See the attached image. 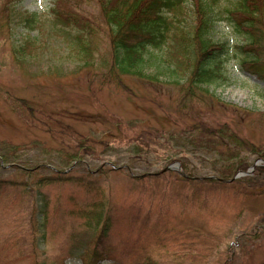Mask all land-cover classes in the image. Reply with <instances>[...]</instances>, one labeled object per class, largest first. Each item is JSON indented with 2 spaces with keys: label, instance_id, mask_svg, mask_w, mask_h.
Masks as SVG:
<instances>
[{
  "label": "rangeland",
  "instance_id": "rangeland-1",
  "mask_svg": "<svg viewBox=\"0 0 264 264\" xmlns=\"http://www.w3.org/2000/svg\"><path fill=\"white\" fill-rule=\"evenodd\" d=\"M204 1L210 4L205 5L207 12L208 6L214 12L209 39L237 44L241 38L229 14L236 1ZM51 3L13 0L7 9L0 5V143L26 148L19 163L0 164V264H44V258L46 264H83L80 257L86 252L100 253L98 264L264 262V176L205 184L207 177L218 178V160L227 159L218 151L225 149L198 151L182 146L187 126L197 118L183 119L178 113L179 87L162 74L167 73L163 70L167 49L153 51L155 56L145 69L148 77H125L126 88L108 84V77L98 69L108 61L103 58L102 38L90 41L97 53L95 68L85 66L62 39L25 25L21 15L28 13L47 30ZM85 3L90 18L98 11L89 1L83 7ZM191 5L186 4L182 22L186 30L197 19L189 11ZM26 38L35 39L37 56L13 52ZM224 76V83L210 87L209 95L201 97L203 103H192L196 113L205 115L204 120L208 117L211 125L233 124L243 139L264 146V82L241 70L235 60L225 64ZM113 117L134 126L173 131L172 148L160 155L183 159L191 180L180 179V162L167 165L153 154L137 157L133 144L116 140L127 130H117ZM89 135L100 141L112 139L114 145L99 160L85 158L79 166L63 167L55 152L67 151L75 137ZM241 158L250 165L260 159L247 152ZM174 164L179 172L164 171ZM35 165L39 168L32 170V178L17 172ZM43 178L63 182L37 187L35 182ZM98 211L102 214L96 226ZM105 218L108 229L101 237Z\"/></svg>",
  "mask_w": 264,
  "mask_h": 264
},
{
  "label": "trees",
  "instance_id": "trees-1",
  "mask_svg": "<svg viewBox=\"0 0 264 264\" xmlns=\"http://www.w3.org/2000/svg\"><path fill=\"white\" fill-rule=\"evenodd\" d=\"M11 1L13 0H0V5L7 9ZM84 1L94 5L98 11L94 14L95 16L90 15L89 18L87 11L84 10L86 3L84 7L82 5ZM235 1L236 6L229 14L241 40L233 46H229L226 42L213 43L209 39V32L214 23V12L210 11V6L207 12L205 5L209 3L206 1L203 3L202 0H52L49 9L51 20L48 22L47 30L44 29L43 23L36 21L34 15L24 13L21 17L27 27H34L40 34H53L64 43L66 42L85 66L95 67L94 53H97L90 48V41L97 36L102 38L106 44L103 58L107 57L108 61L98 69L103 72L102 75L105 78L108 77V84L114 82L116 86L118 83L124 86L122 79L125 77L144 79L147 76L146 66L155 56L153 51L166 48L163 60L166 68L163 70H167V73L164 71L162 74H167L179 87L175 101L179 108L178 113H181L183 119H190L191 116L197 118L192 125L187 126L186 139H183L182 146L191 145L198 151H213L220 146L225 149L224 152L218 151L221 157H227V159L218 160L221 163L220 168L215 170L219 175L218 178L203 179L205 184L215 185L218 184L217 182L238 183L249 177L264 176V165H261L254 169L252 176L235 179L239 173L248 172L252 166L247 159L241 158L243 153L247 152L264 160V146L256 147L243 139L239 132L233 130V124L232 126L227 123L209 124V118L204 120L205 115L196 113L192 104L203 103L201 97L209 95L210 87L226 81L224 66L232 60L240 65L241 70L264 82V0ZM188 2L192 3L189 11L193 10L197 19L194 27L191 26L189 30H186L182 27V22ZM8 10L11 8L9 7ZM236 14H241V18H236ZM33 40L35 39H24L19 47L13 49L15 55L28 56V58L37 56L39 51L38 48L33 47ZM101 55L96 56L100 58ZM173 120L176 123V119L173 118ZM111 121L122 133L127 130V134L124 133L125 137H118L119 139L116 140L121 144H133V151L137 157L142 158L153 154L155 159L167 165L180 162L183 173L180 179L191 180L192 174L187 164L182 162L183 159H177L166 153L160 155L171 147L173 131L163 132L140 123L134 126L131 122L122 123L120 119L114 117ZM262 122L264 123V114H262ZM112 138L115 140L114 136ZM96 139L91 135L87 138L75 137L74 141L68 143L69 150L60 149L55 154L57 153V158L62 160L63 167L72 163L79 166L85 158L99 160L102 154L112 149L114 141ZM25 151L26 148L22 146L0 143V164L19 163V157ZM38 168L39 166L35 165L32 169L17 171L19 169L17 168L16 171L26 175L27 178H32V170ZM103 169V167L99 168L98 172H103ZM168 173L172 174V172ZM51 182L63 181L58 178H43L35 184L40 187L49 185ZM42 208L46 216V202ZM101 214L102 211L94 214L96 226L101 220ZM83 215H86V212H83ZM108 220L105 218L104 230L100 232L101 237L108 229ZM43 228L41 239L44 241L45 225ZM80 258L83 264H98L102 257L98 252H86ZM42 260L44 264L48 261L46 258ZM57 263L52 262V264Z\"/></svg>",
  "mask_w": 264,
  "mask_h": 264
},
{
  "label": "water",
  "instance_id": "water-1",
  "mask_svg": "<svg viewBox=\"0 0 264 264\" xmlns=\"http://www.w3.org/2000/svg\"><path fill=\"white\" fill-rule=\"evenodd\" d=\"M261 164L264 165V161H263L262 159H258V160L252 165V167L249 169L248 172H246V173H241V174H239V175H238L237 177H235V178H238V177H240L241 175H247V174L253 172L254 169H255L257 166H260ZM167 170H169V171L174 170V171L179 172V165H178V164H174V165H172V166L167 167L164 171H167ZM181 175L183 176V174H181Z\"/></svg>",
  "mask_w": 264,
  "mask_h": 264
}]
</instances>
